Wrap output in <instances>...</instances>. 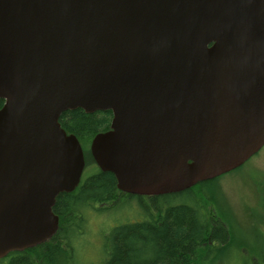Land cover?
<instances>
[{
    "label": "water",
    "instance_id": "95a60500",
    "mask_svg": "<svg viewBox=\"0 0 264 264\" xmlns=\"http://www.w3.org/2000/svg\"><path fill=\"white\" fill-rule=\"evenodd\" d=\"M0 260L48 241L84 154L122 193L181 192L264 146V0H0Z\"/></svg>",
    "mask_w": 264,
    "mask_h": 264
},
{
    "label": "trees",
    "instance_id": "16d2710c",
    "mask_svg": "<svg viewBox=\"0 0 264 264\" xmlns=\"http://www.w3.org/2000/svg\"><path fill=\"white\" fill-rule=\"evenodd\" d=\"M2 103L0 100V108ZM111 118L110 111L88 114L75 109L62 113L59 123L67 134L77 138L84 154L95 135L108 131ZM93 163L90 171L85 164L74 191L56 197L52 208L58 217L56 233L40 245L8 254L0 264L83 262L75 255V243L85 235L88 214L100 215L124 200L136 203L137 217L112 226L102 235L106 256L103 264H213L215 257L217 260L228 254L225 251L234 235L223 223L224 218L217 215L223 202L211 189L201 192L204 185L215 184L223 175L181 192L144 197L120 192L114 176Z\"/></svg>",
    "mask_w": 264,
    "mask_h": 264
},
{
    "label": "rangeland",
    "instance_id": "374dc122",
    "mask_svg": "<svg viewBox=\"0 0 264 264\" xmlns=\"http://www.w3.org/2000/svg\"><path fill=\"white\" fill-rule=\"evenodd\" d=\"M84 161L88 171L94 168L89 151L84 153ZM210 189L223 202V207L219 205L221 210L216 207L218 217L224 218L223 223L234 235L229 250L225 251L228 254L217 260L215 257L213 264H264V146L215 184L204 185L201 192L205 194ZM127 202H118L100 215L88 214L85 235L75 243V255L84 263L76 264H103L106 256L102 235L112 226L132 222L137 217L136 203Z\"/></svg>",
    "mask_w": 264,
    "mask_h": 264
},
{
    "label": "flooded vegetation",
    "instance_id": "af4514ba",
    "mask_svg": "<svg viewBox=\"0 0 264 264\" xmlns=\"http://www.w3.org/2000/svg\"><path fill=\"white\" fill-rule=\"evenodd\" d=\"M144 197H152V196H144Z\"/></svg>",
    "mask_w": 264,
    "mask_h": 264
}]
</instances>
